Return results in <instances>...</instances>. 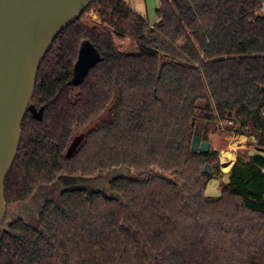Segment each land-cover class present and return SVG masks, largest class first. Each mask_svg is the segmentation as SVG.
<instances>
[{
    "label": "trees",
    "instance_id": "obj_1",
    "mask_svg": "<svg viewBox=\"0 0 264 264\" xmlns=\"http://www.w3.org/2000/svg\"><path fill=\"white\" fill-rule=\"evenodd\" d=\"M263 5L160 0L151 25L125 0H93L39 69L5 201L43 200L34 223L8 211L0 264H264ZM199 121L256 138L218 197L206 188L219 152L191 148ZM116 170L136 176L111 179V194L58 183Z\"/></svg>",
    "mask_w": 264,
    "mask_h": 264
},
{
    "label": "water",
    "instance_id": "obj_2",
    "mask_svg": "<svg viewBox=\"0 0 264 264\" xmlns=\"http://www.w3.org/2000/svg\"><path fill=\"white\" fill-rule=\"evenodd\" d=\"M92 1L0 0V230L8 224L5 185L19 152L22 123L31 109L41 64L59 34L76 22ZM84 75L74 72L73 82ZM84 137L81 134L72 140L67 157L77 151ZM191 148L208 153L211 144L196 131ZM205 171L212 174V167L207 164ZM119 176L123 175L112 179ZM63 179L58 180L61 189L86 188L67 186ZM20 216L16 213L13 218Z\"/></svg>",
    "mask_w": 264,
    "mask_h": 264
},
{
    "label": "rangeland",
    "instance_id": "obj_3",
    "mask_svg": "<svg viewBox=\"0 0 264 264\" xmlns=\"http://www.w3.org/2000/svg\"><path fill=\"white\" fill-rule=\"evenodd\" d=\"M125 1L128 2L132 6V8H134L138 13L142 14L143 16H146L151 25H155L159 21L157 9L159 8L160 0H125ZM261 12L264 15L262 10ZM85 20L86 21L97 20V16L93 12H89L85 17ZM117 47L119 48V50L123 52H132L135 51L136 49V45L130 40L117 41ZM221 125L223 127H227L230 126V122L224 121L221 123ZM196 131L201 134V137L207 135L208 141L211 144V148L219 152V165L221 172H223L222 164L220 163V156H222V151L236 153L238 150V146L240 145V142L235 139H230V136H233V134L230 133L229 131L225 129L223 130L216 128V131L214 132V127L210 126L209 128H206L205 125H203V122L201 121L197 123ZM245 135L254 136L249 134H245ZM255 148H256V138L254 141H247L246 148L239 150L238 153L247 150L253 151L255 150ZM114 175L135 177L136 172L132 170L130 171L123 170L118 172L116 170L110 173L100 175L95 178L66 177L63 180L67 186H74V187L84 186L92 191L100 190L106 194H111L109 190V183ZM54 191H55L54 195H58L59 189L55 188ZM206 195L210 197H218L221 195V190L219 188V180L214 179L208 184L206 188ZM37 200L38 202L32 203L31 205H29V208L27 209L24 206L10 207L9 209L7 208V213L9 210H13L15 212L21 213V215L27 222L34 223L37 220V211L39 209V206L41 205V201L43 200V195L38 197ZM6 220H8V216L5 217V221Z\"/></svg>",
    "mask_w": 264,
    "mask_h": 264
},
{
    "label": "crops",
    "instance_id": "obj_4",
    "mask_svg": "<svg viewBox=\"0 0 264 264\" xmlns=\"http://www.w3.org/2000/svg\"><path fill=\"white\" fill-rule=\"evenodd\" d=\"M262 11L264 13V5L262 8ZM230 139H235V140L239 141L240 145L238 146V150L236 153L222 151V156H220V163L222 164V171L223 172H222L221 179H217V180H219L220 190H221V185L228 183L230 180L231 170L237 161L238 151L246 148V142L247 141H254L255 140L254 136H247L245 134L233 135V136H230ZM228 163L230 164V167H229L230 170H228V172H227L224 168L226 166L225 164H228Z\"/></svg>",
    "mask_w": 264,
    "mask_h": 264
},
{
    "label": "bare ground",
    "instance_id": "obj_5",
    "mask_svg": "<svg viewBox=\"0 0 264 264\" xmlns=\"http://www.w3.org/2000/svg\"><path fill=\"white\" fill-rule=\"evenodd\" d=\"M228 162H229V161H228ZM225 165H226V166H225V168H224V169H225V170L228 172V170H230V169H229V167H230V164L228 163V164H225Z\"/></svg>",
    "mask_w": 264,
    "mask_h": 264
},
{
    "label": "flooded vegetation",
    "instance_id": "obj_6",
    "mask_svg": "<svg viewBox=\"0 0 264 264\" xmlns=\"http://www.w3.org/2000/svg\"><path fill=\"white\" fill-rule=\"evenodd\" d=\"M38 201V200H37ZM28 208H29V206H27ZM27 207H26V209H27ZM17 212H11V213H9V214H11L12 216H14L15 214H16ZM6 216H7V214H6Z\"/></svg>",
    "mask_w": 264,
    "mask_h": 264
}]
</instances>
